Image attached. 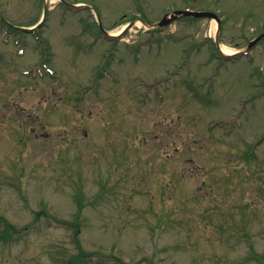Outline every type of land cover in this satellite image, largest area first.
<instances>
[{"label": "rangeland", "instance_id": "rangeland-1", "mask_svg": "<svg viewBox=\"0 0 264 264\" xmlns=\"http://www.w3.org/2000/svg\"><path fill=\"white\" fill-rule=\"evenodd\" d=\"M187 8L221 30L128 26ZM263 32L264 0H0V264H264V41L203 43Z\"/></svg>", "mask_w": 264, "mask_h": 264}, {"label": "water", "instance_id": "water-1", "mask_svg": "<svg viewBox=\"0 0 264 264\" xmlns=\"http://www.w3.org/2000/svg\"><path fill=\"white\" fill-rule=\"evenodd\" d=\"M181 17H197V18H214L217 20L218 23H220V19L218 16L214 13L209 12H190V11H175L170 14L165 15V17L162 19L161 22L156 24L155 28H164L174 20H177ZM264 38V34L259 36L255 41L250 43L249 48L257 44L261 39Z\"/></svg>", "mask_w": 264, "mask_h": 264}, {"label": "trees", "instance_id": "trees-1", "mask_svg": "<svg viewBox=\"0 0 264 264\" xmlns=\"http://www.w3.org/2000/svg\"><path fill=\"white\" fill-rule=\"evenodd\" d=\"M78 225H79V224H77V226H78ZM77 226H76V227H77Z\"/></svg>", "mask_w": 264, "mask_h": 264}]
</instances>
